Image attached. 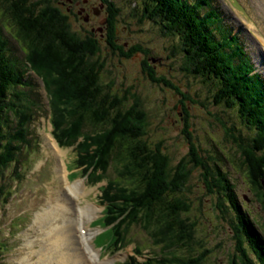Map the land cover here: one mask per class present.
<instances>
[{
  "label": "rangeland",
  "instance_id": "obj_1",
  "mask_svg": "<svg viewBox=\"0 0 264 264\" xmlns=\"http://www.w3.org/2000/svg\"><path fill=\"white\" fill-rule=\"evenodd\" d=\"M39 1L42 0H36ZM45 1L64 11L69 8L61 6L64 0ZM110 1L119 10L113 27L116 49L108 42L109 33L105 36L109 28L105 11L100 10L104 18H94L91 24L77 7L69 15L75 33L83 38L91 34L99 40L100 51L91 61L100 60L105 65L100 76L102 84L107 91L119 96L130 90L126 109L135 103L133 95L139 97L147 113L143 139L153 148L161 144L171 158L172 167L177 166L189 151V139L184 135V102L190 113L189 131L200 153L212 168L219 165L227 172L240 202L262 230L263 205L255 187L246 177L240 151L223 125L226 123L229 128L235 126V132L244 140L254 136L242 123L238 108L216 105L213 96L218 90L217 82L186 71L185 53L181 50L179 38L164 36L158 25L143 18L144 0ZM205 1L201 13L213 16L211 27L215 28V39L225 42L234 38L233 47L228 51L237 52L235 64L245 62L252 69V74L260 76L264 83V0ZM92 4L99 8L100 2L93 0ZM80 5L82 2L77 6ZM9 6L7 0H0V36L7 42V56L14 57L22 65L26 49L15 36ZM136 46L143 47L147 53L137 52L134 49ZM118 47L133 52V56L122 57ZM24 66L29 67L25 62ZM151 71L179 87L188 100L162 82H152ZM26 77L24 79L30 82V86L21 91L28 95V98L23 96L25 104L34 102L37 106L33 108L27 131L20 130L19 120L12 117L11 131L25 136L26 143H17L21 149L20 161L13 162L0 177V264H124L134 256L136 248L143 253L137 256L141 264L154 257L163 262L171 259L179 263L187 257L186 260L200 257L204 261L202 264H231L236 253L231 231L235 219L231 222L232 216L217 208L219 195L208 193L203 171L193 164H189L191 175L184 191L192 204L191 212L184 217L197 226V241L191 247H179L164 255L162 246L156 244L142 225H126L121 230L124 240L119 242L115 241L112 226L101 228L94 224L103 215L101 197L109 191L111 183L114 188L118 185L117 169L120 164L112 160L101 181L97 180V176L91 180L82 176L83 168L78 170L76 164L80 141L72 147H62L56 141L54 137L57 138L58 134L52 133L49 123L50 96L46 86L30 67ZM9 97L13 98V91H10ZM86 131L92 129L87 127ZM100 174L99 171L96 175ZM123 182L133 188V182L126 179ZM59 230H62L63 237L57 235ZM86 231L85 235L81 233ZM87 237L91 238L89 244ZM117 242L118 247L114 249ZM124 243L128 245L125 248ZM93 248L97 256L92 255ZM80 254H83L82 257Z\"/></svg>",
  "mask_w": 264,
  "mask_h": 264
},
{
  "label": "trees",
  "instance_id": "obj_2",
  "mask_svg": "<svg viewBox=\"0 0 264 264\" xmlns=\"http://www.w3.org/2000/svg\"><path fill=\"white\" fill-rule=\"evenodd\" d=\"M7 1L10 4L9 16L15 25V36L26 49L24 62L42 79L50 96L49 122L52 133L58 134L57 138L54 137L56 141L62 147H72L80 141L77 169L81 171L83 168L81 175L90 177V180L97 176V180L101 181L112 160L120 164L117 169L118 185L114 188L111 183L109 191L101 197L103 215L94 224L101 228L112 226L115 241L119 242L124 240L121 230L126 225H142L156 244L162 246L164 255L179 247H191L197 241V226L184 217L192 210L184 191L191 175L189 164H193L203 171L208 193L219 195L217 208L224 214L229 213L231 222L235 219L231 231L237 254L231 264H264V226L261 230L251 219L227 172L219 165L212 168L200 153L189 131L190 113L185 103H182L186 125L184 135L189 139V151L177 166L172 167L171 158L161 144L153 148L143 139L147 113L139 97L133 95L135 103L126 109L130 90L119 96L107 91L102 84L100 76L105 65L100 60L91 61L100 51L98 38L91 34L85 38L79 36L71 28L70 13L51 6L45 0ZM98 1V9L104 7L109 11L106 18L109 28L105 36L109 33L108 42L116 49L113 27L119 10L110 0ZM190 2L144 0L143 18L158 25L164 36L179 38L181 50L185 53L186 71L217 82L215 87L218 90L213 96L216 105L238 108L242 123L254 136L244 140L235 132V126L229 128L226 123L223 125L240 151L246 177L255 187L264 209L261 186L264 179V83L260 76L252 74V69L245 62L235 64L237 52L228 51L233 47L234 38L225 42L215 39V28L211 27L213 16L201 13L206 1ZM118 49L122 57L133 56V52ZM134 49L147 53L141 46ZM7 52V42L0 36V177L13 162L20 161L21 149L17 143L25 142L26 138L11 131L12 117L19 120L20 130L27 131L33 108L37 106L34 102L25 104L23 96L28 98V95L21 92L24 87L30 86V82L24 79L29 67L26 68L24 62L21 65L14 57H8ZM152 73L149 75L152 82H162L188 100L179 87ZM10 91H13V98L9 97ZM87 127L92 131H86ZM99 171L101 174L96 175ZM123 178L133 182L132 189L124 184ZM119 242L114 243V249ZM127 246L124 243L123 247ZM133 252L134 256L124 264H141L137 261V256L143 254L140 248ZM187 258L179 263H173L171 259L165 262H204L200 257L194 260ZM152 262L165 263L154 257L142 264Z\"/></svg>",
  "mask_w": 264,
  "mask_h": 264
},
{
  "label": "flooded vegetation",
  "instance_id": "obj_3",
  "mask_svg": "<svg viewBox=\"0 0 264 264\" xmlns=\"http://www.w3.org/2000/svg\"><path fill=\"white\" fill-rule=\"evenodd\" d=\"M80 2H82V5L77 6V5H79ZM92 2H93V0H75V1H73V0H64V1L61 2V4H62L61 6L64 7V6L67 5L69 7V8H67L68 13H70L74 9V7H77L79 9H81L83 17L88 19V24H91L92 20L94 18H96V19L99 18V16L104 18V13L102 15V11L106 12V15H107V18H108L109 11L106 10L104 7H103V9L102 8L98 9L96 6H94L92 4ZM92 9H93V11H92ZM100 10H102V11L100 12ZM90 12H91V14H90ZM92 30L94 32L96 31V29L94 30V28ZM102 31L103 30H101V32Z\"/></svg>",
  "mask_w": 264,
  "mask_h": 264
},
{
  "label": "bare ground",
  "instance_id": "obj_4",
  "mask_svg": "<svg viewBox=\"0 0 264 264\" xmlns=\"http://www.w3.org/2000/svg\"><path fill=\"white\" fill-rule=\"evenodd\" d=\"M264 2V1H263ZM54 145H55V147L58 149V145H57V143H56V141H55V143H54ZM61 152V151H60ZM59 152V154L61 155V153ZM68 169H69V167H67V171H68ZM60 173V172H59ZM69 173V172H68ZM68 180H69V182H70V179H69V175H68ZM189 180V179H188ZM67 186V185H66ZM124 196H126V195H124ZM128 197V196H127ZM112 218V217H111ZM67 225H69V224H67ZM68 227H66V229H67ZM85 229V228H84ZM50 230V229H49ZM64 230V229H63ZM83 230V229H82ZM89 232V231H88ZM66 233V232H65ZM83 235H85L86 233H87V231H86V233H83V232H81ZM58 236H62L63 237V232H62V230H59V233L57 234ZM64 239H65V236H64ZM81 239V238H80ZM90 240H91V238H86V241L88 242V244H89V242H90ZM85 241V242H86ZM87 244V243H86ZM91 244V243H90ZM94 250V248L93 249H91V252H92V255H96L97 254V252L96 251H93ZM82 255L83 254H80V256L82 257ZM97 256V255H96ZM84 257V256H83ZM68 259V258H67ZM74 260H76L75 258H74ZM73 260V261H74ZM75 263H76V261H74Z\"/></svg>",
  "mask_w": 264,
  "mask_h": 264
},
{
  "label": "water",
  "instance_id": "obj_5",
  "mask_svg": "<svg viewBox=\"0 0 264 264\" xmlns=\"http://www.w3.org/2000/svg\"><path fill=\"white\" fill-rule=\"evenodd\" d=\"M261 186H262V189H263V192H264V179L261 181Z\"/></svg>",
  "mask_w": 264,
  "mask_h": 264
}]
</instances>
